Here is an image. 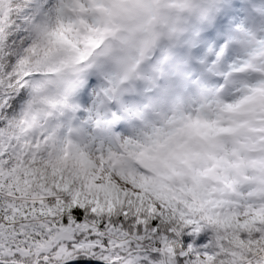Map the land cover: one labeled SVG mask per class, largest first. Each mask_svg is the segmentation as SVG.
Wrapping results in <instances>:
<instances>
[{"label":"snow or ice","instance_id":"obj_1","mask_svg":"<svg viewBox=\"0 0 264 264\" xmlns=\"http://www.w3.org/2000/svg\"><path fill=\"white\" fill-rule=\"evenodd\" d=\"M241 15L259 29L242 64L224 80L205 75L216 87L187 106L152 98L174 95L169 70L186 71L181 60L203 74L192 58ZM196 39L205 43L176 49ZM148 57L156 91L104 117L116 132L135 126L115 149L86 143L79 122L21 114L38 80L66 93L87 81V104L104 65L131 81ZM261 93L264 0H0V264H264Z\"/></svg>","mask_w":264,"mask_h":264},{"label":"rangeland","instance_id":"obj_2","mask_svg":"<svg viewBox=\"0 0 264 264\" xmlns=\"http://www.w3.org/2000/svg\"><path fill=\"white\" fill-rule=\"evenodd\" d=\"M235 0H227L229 4H233ZM53 3V0H48V4ZM223 3V0H222ZM223 11V8H221ZM231 16L227 17V20ZM239 26V27H238ZM237 26L236 29H239L236 32L232 33L227 40L220 37L219 33L217 34V39L221 40L222 43L219 47H217L216 41H208L206 42V46L204 47V52L200 56L193 57V61L201 60L202 63L207 61V56L209 53L214 54V58L212 60L207 61L205 65V71L203 72V77L200 73L197 75L199 77V84L200 87L196 88L195 92L192 94L193 98L191 100H187L184 97V88L187 84L184 83L185 80H190L189 74L191 67V61L188 60H181L180 66L186 69L184 72H179L176 67H173L169 70V76L172 80L176 81L175 91H177V97L173 107L179 106H187L191 104L198 96H200L205 90L214 89L216 85L210 83V81L204 79V76L208 74L211 77H219L220 80H224L225 73H229L232 71V68L236 65L242 64L243 61L247 58L245 57V50L249 47V45L245 44L244 42L249 39L248 31H240V27H245L244 25L240 24ZM247 29V27H246ZM204 30H200L196 33V37H199ZM187 35V33L185 34ZM231 39H235L236 41H240L244 48L241 52L237 53L235 56L231 58L228 64V68L226 71L220 69L219 60L223 59V56H219L217 58V54H219L224 47L229 46V41ZM200 40L196 39L191 44L188 43H181L176 45V49L180 48H187L189 53L193 50L195 45L199 43ZM205 43V42H204ZM186 44V45H185ZM224 53V52H223ZM177 56H181L182 54L177 52ZM209 57V56H208ZM151 57L146 58L144 61H141L139 65L140 75L131 81H126L122 77V73L120 70L113 64H106L103 66L102 70L96 73V80L97 83L94 87L88 89V102L84 104L80 99V93L83 91L84 87L87 86V81H85L84 85L72 92H64L63 89H57L55 87H51L54 91L51 93L49 88L45 89L48 93H50L51 97L49 99L45 96H41L40 92L32 96L30 98L27 109L31 108H38L43 116V119L47 125L50 127L60 126L61 128L66 127L69 124H75L76 118L80 117L81 121L79 122L80 126L85 127L88 135L85 140L86 143H91L97 148H104L107 149H115L117 147L116 140L119 138H134L135 133L133 130L129 128V132L127 134L120 133L117 138L111 132V135H105L102 132L104 128H110L111 123L104 119L105 115L115 111L111 108L109 104L111 99H113L112 95L117 94V107L126 108L130 107L133 104V101H129L128 103L122 102L121 96L124 94H132L136 92L143 93L145 89L150 88L149 83L145 76L151 75L155 69V65L150 64L147 69H143V65L148 63ZM216 76H215V75ZM213 75V76H212ZM177 76V77H176ZM163 78V77H159ZM195 82L197 79H193ZM140 85L143 86V89H140ZM111 93L110 95L106 96L105 91ZM264 95V93H261ZM81 110H85L84 116L81 117L79 114ZM59 118V120L57 119ZM96 125H100L101 129L100 132L102 134L95 133L93 131V127Z\"/></svg>","mask_w":264,"mask_h":264},{"label":"trees","instance_id":"obj_3","mask_svg":"<svg viewBox=\"0 0 264 264\" xmlns=\"http://www.w3.org/2000/svg\"><path fill=\"white\" fill-rule=\"evenodd\" d=\"M35 2L38 3L42 7H47L49 5L48 0H35ZM37 75H39V74H37ZM37 86H39V87H37ZM49 89H50L49 91L51 93L54 91L51 88H49ZM38 92H40L41 96H45L48 99H49V96L51 97L50 93H48L47 90L45 89V87L42 86V81L38 80V81L34 82V87L29 90L28 98L26 99L24 104L21 106V114L26 110L28 104H30L29 103L30 98H32V96H34ZM57 119L59 120V118H57Z\"/></svg>","mask_w":264,"mask_h":264},{"label":"bare ground","instance_id":"obj_4","mask_svg":"<svg viewBox=\"0 0 264 264\" xmlns=\"http://www.w3.org/2000/svg\"><path fill=\"white\" fill-rule=\"evenodd\" d=\"M259 29H257V31H258ZM253 31V30H252ZM224 36V35H223ZM249 37V36H248ZM253 48H254V45H249V47L248 48H246V50H245V57H247L248 56V53L250 52V51H252L253 50ZM215 78V77H214ZM215 79H219V77H217V78H215Z\"/></svg>","mask_w":264,"mask_h":264}]
</instances>
